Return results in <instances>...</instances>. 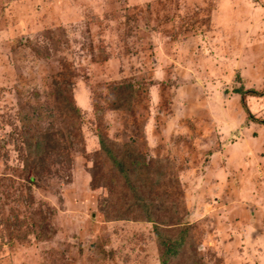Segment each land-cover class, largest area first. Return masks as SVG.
I'll return each instance as SVG.
<instances>
[{
    "label": "rangeland",
    "instance_id": "rangeland-1",
    "mask_svg": "<svg viewBox=\"0 0 264 264\" xmlns=\"http://www.w3.org/2000/svg\"><path fill=\"white\" fill-rule=\"evenodd\" d=\"M127 83L131 100L109 109ZM263 87L264 0H0V264H161L150 223L105 220L115 178L97 125L162 161L157 197L182 203L194 249L193 263L166 264H253L264 235L233 255L234 236L219 233L233 229L234 183L212 193L216 181L196 180L252 172L262 186ZM239 89L256 91L245 108Z\"/></svg>",
    "mask_w": 264,
    "mask_h": 264
},
{
    "label": "trees",
    "instance_id": "trees-1",
    "mask_svg": "<svg viewBox=\"0 0 264 264\" xmlns=\"http://www.w3.org/2000/svg\"><path fill=\"white\" fill-rule=\"evenodd\" d=\"M130 83L127 85L115 84L109 91L113 96V100L108 104L109 109H118L131 100L128 96L134 91ZM264 90V87H263ZM241 98V104L245 108L243 94H255L254 90H238ZM69 103L71 110L70 121H72V129L77 128L78 107L73 104L71 95H64ZM249 115L247 109H245ZM99 127L97 133L98 153L101 158L105 159L111 168L110 176L107 180L114 179V183H108L107 197L100 202L105 203L101 206V211L105 216V220H131L145 221L150 223L156 243L159 248L164 247L163 253H160L161 264H166V259L173 258L180 254L187 262L193 263V247L192 233L189 227L179 225V212L182 211V203L175 202L167 198L159 199L158 193L161 192L159 179L163 173L162 161L157 158H150L144 161L145 155L140 154L132 143H122L112 141L106 133ZM51 133L47 132V136ZM26 137V136H25ZM24 137V138H25ZM29 148L39 149L42 144L41 137ZM107 166V165H106ZM35 168V167H33ZM31 167H28L27 180H32L30 176ZM155 199L158 202H155ZM180 208V209H179ZM108 210V211H107ZM44 221V219H42ZM41 220V221H42ZM19 223V222H18ZM18 223H12L17 227ZM162 224L171 228L165 230ZM172 224V226H171ZM12 229L9 233L13 232ZM11 241V239H10ZM186 254V258L185 255Z\"/></svg>",
    "mask_w": 264,
    "mask_h": 264
},
{
    "label": "crops",
    "instance_id": "crops-1",
    "mask_svg": "<svg viewBox=\"0 0 264 264\" xmlns=\"http://www.w3.org/2000/svg\"><path fill=\"white\" fill-rule=\"evenodd\" d=\"M214 155L216 154L213 153L209 157L210 164L214 159L213 158ZM209 169H210V166H209ZM253 170H254V167H253ZM210 172L211 170L207 174L208 175L211 174ZM251 173H249L250 179L248 178V180L242 179L241 175L239 176L237 175L236 180L232 179L231 181H229L230 178L229 179L226 178L224 176L226 173L223 171L218 172L216 175H213L212 180L201 178V177H197V180H196V183H198L199 181V183H208V184L211 181H214V182L216 181L214 185L209 184L210 186L209 188L212 191V193H214V191L217 192L219 188V186L216 187L217 186L216 183H234L233 187L236 186V189L233 191V193L229 194L231 195L229 198L232 197V200L230 203L232 205V208H237L235 210H233L232 208L230 209V212H232V214L234 215H233V218L230 219L231 223L229 226L230 227L232 226L233 229L231 230L227 229L224 232L219 231V233H223L224 235H226V233L230 231L231 233L229 235L234 236L232 243L235 245L233 246L231 243H229L232 246L231 251H233V255H236V253L241 252V248L239 247L240 244L238 243L242 242L243 244H241V247L242 245H245V247L248 248L247 251H250L251 248L255 249V246L260 244L257 241L260 236L264 235V200L258 201L256 200V196H255L257 191L259 193L260 190H264V183H262V186L259 185L257 187V183L253 181V178L256 177L257 174L251 175ZM219 175H221L222 178L217 179ZM222 186L224 187V185H221L220 187ZM222 190H224V188H222ZM195 197L197 198V200L202 199L201 195L199 194H195ZM262 197H264V193ZM204 202H205L204 200L201 201V204L199 202V204L201 205L200 207L201 210L205 208V206L202 205ZM199 204H198V201H196L195 205H199ZM251 207L253 209H251ZM189 208L192 209L193 206L191 205ZM195 210L198 211L199 209H195ZM239 234H243V237L238 239L237 235ZM259 250H260V247H259ZM259 250L257 251L255 250L259 254H257L256 257H254L253 264L255 263L264 264V255L262 254L263 252L261 250L259 252ZM236 261L240 262L239 264H249L248 262L241 260L240 256L239 258H236ZM227 264H230V262H228Z\"/></svg>",
    "mask_w": 264,
    "mask_h": 264
}]
</instances>
